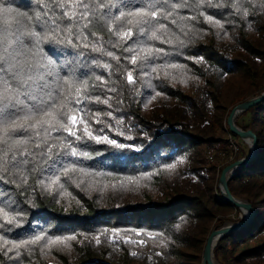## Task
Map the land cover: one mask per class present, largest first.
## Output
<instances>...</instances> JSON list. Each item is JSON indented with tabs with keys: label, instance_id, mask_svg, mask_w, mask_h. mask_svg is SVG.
Returning a JSON list of instances; mask_svg holds the SVG:
<instances>
[{
	"label": "trees",
	"instance_id": "1",
	"mask_svg": "<svg viewBox=\"0 0 264 264\" xmlns=\"http://www.w3.org/2000/svg\"><path fill=\"white\" fill-rule=\"evenodd\" d=\"M70 2L42 0L40 6ZM176 2L181 7L170 8V16L157 17L165 25L159 39L138 36L134 29L127 44L121 40L115 47L106 44L102 53L83 49V54L80 48L47 40L41 44L45 54L50 48L60 51L59 64L75 67L77 77L84 71L89 82L100 83L95 77L101 76L104 90L92 93L101 100L88 103L86 116L73 113L78 121L73 130L81 139L53 133L69 145V153L75 148L77 156L65 155L63 144L50 140L58 144L59 155L41 167L55 160L63 167L55 165L51 176L39 168L25 169L19 176L13 170L0 181V207L10 199L14 211H5L16 218L9 226L0 214L5 225L0 228V264H203L212 231L242 221L240 211L225 202L219 190L227 165L211 164L209 157L218 154L219 159L227 152L232 110L264 92V0ZM4 4L14 14H0V24H14L40 10L37 0ZM208 15L211 21L205 20ZM91 30L95 35L90 47L97 38L101 44L117 41L106 30ZM136 41L163 51L142 63L145 53L124 50L136 47ZM93 56L112 68L95 63L83 67ZM170 64L179 67H167ZM128 71L133 73L131 84ZM236 125L254 132L259 151L228 186L233 196L251 204L255 216L250 225L222 239L214 257L218 264H264V101L242 114ZM86 126L94 136L123 147L89 138ZM84 152L88 155H81ZM21 176H27V183L20 182ZM36 236L42 237L36 244L7 251ZM73 236L76 239H65ZM56 238L64 243H47Z\"/></svg>",
	"mask_w": 264,
	"mask_h": 264
},
{
	"label": "snow or ice",
	"instance_id": "2",
	"mask_svg": "<svg viewBox=\"0 0 264 264\" xmlns=\"http://www.w3.org/2000/svg\"><path fill=\"white\" fill-rule=\"evenodd\" d=\"M28 3L30 5L31 0H28ZM41 3L42 0H37L40 10L34 16L17 19L14 24L7 21L0 24V181L13 174V170H16L15 175L19 176L25 169L30 172L39 168L51 176L55 165L63 167L61 160L53 161L47 168L41 167L47 160H51L53 155H59L55 151L58 144L49 143L50 140H59L63 144L65 155L77 156L75 148H71L69 153V145L61 138L53 136V133L66 132L77 140L81 139L73 130V126L78 122L73 113H83L86 116L88 103L101 100L100 95L93 96L92 93L104 90L103 78L95 77V81L100 83L89 82L88 73L84 71L77 77L75 67L59 64L61 52L56 48H50L45 54L41 48L45 40L50 44L80 48V54H83V49L102 53L106 44L115 47L121 40L127 44L133 39L134 29L138 36H148L151 40L159 39L162 35L160 29L165 28V25L160 23L157 17L166 18L171 15L170 8L181 7L176 0H137L135 4L129 0H71L70 3L47 4L43 7L40 6ZM0 14L5 17L14 14L11 7L5 6L4 0H0ZM244 15H247L246 11ZM205 20L211 21L212 16H205ZM30 21H34V24ZM216 24L219 25V21H216ZM92 28L114 34L117 41L113 43L109 39L101 44L97 38L90 47V38L95 35ZM135 43L136 47L129 45L124 50L145 53L140 57L142 63L155 59L163 51L143 46L139 41ZM106 54L119 61L113 52L107 51ZM131 62L133 65L138 63L137 55L131 57ZM72 63L75 64V61ZM90 63L105 69L112 68L111 64L101 63L94 56L83 62V67H88ZM167 67L175 69L179 66L170 64ZM152 71L156 72L157 67H153ZM167 75L169 74L165 72V76ZM127 82L133 83L132 71L127 73ZM108 91L115 89L110 88ZM73 92L75 97L71 95ZM155 95L160 93L156 92ZM103 102L107 103V100ZM84 132L97 142L103 139L116 147H123L115 140L94 136L87 126ZM29 144H33L34 148L30 149ZM81 155L87 156L88 153ZM67 172L68 169H65V175ZM59 179L60 177L56 176V180ZM20 182L27 183V176H21ZM5 207L14 211L10 199L5 203ZM5 207H0V214L7 225H13L16 218L10 216ZM4 226L0 224V228ZM41 239L42 237L36 236L32 240L14 243L7 251L36 244ZM65 239L74 240L76 237ZM96 242L100 243L98 238ZM7 243L8 241H5V244ZM47 243H64V240L56 238L48 240ZM16 255H19V252Z\"/></svg>",
	"mask_w": 264,
	"mask_h": 264
},
{
	"label": "water",
	"instance_id": "3",
	"mask_svg": "<svg viewBox=\"0 0 264 264\" xmlns=\"http://www.w3.org/2000/svg\"><path fill=\"white\" fill-rule=\"evenodd\" d=\"M263 101H264V92L256 97L250 98L245 102L237 105L232 110L228 118V126L231 133L238 136L240 139H242L250 146V154L249 156H246L243 159L238 160L237 162L231 164L230 166L226 167L223 170L219 182V187L221 190L223 200L235 206L237 209H239L243 213L244 217H242L241 222L225 223L224 226L220 228H216L212 231L204 249L203 264H218V262L215 260L214 257V250L218 245V243L225 237L237 231H240L243 228L250 225V223L252 222L255 216V210L251 206V204H249V202H247L246 200H242L233 196L229 190L228 183L229 180L234 175H236L242 169L246 168L249 163H251L253 160L256 159L259 151L257 136L251 130L244 131L240 129L235 123L236 119L241 114L247 112L250 108L262 103ZM229 173H232L230 178H228Z\"/></svg>",
	"mask_w": 264,
	"mask_h": 264
},
{
	"label": "rangeland",
	"instance_id": "4",
	"mask_svg": "<svg viewBox=\"0 0 264 264\" xmlns=\"http://www.w3.org/2000/svg\"><path fill=\"white\" fill-rule=\"evenodd\" d=\"M253 98V97H252ZM251 109V108H250ZM249 109V110H250ZM248 110V111H249ZM247 111V112H248ZM246 113V112H245ZM244 114V113H243ZM242 115V114H241ZM240 115V116H241ZM239 116V117H240ZM238 117V118H239ZM237 118V119H238ZM236 119V120H237ZM236 123V122H235ZM227 126H228V121H227ZM240 128V127H239ZM228 129H229V126H228ZM241 129V128H240ZM243 130V129H242ZM225 138L227 139V141H228V149H227V152H223V153H227V159L226 160H224V157H221V155H219L220 156V158L219 159H217V155L218 154H216V156H210L209 157V162L211 163V164H213V163H220V164H222V165H227L226 167H228V166H230L231 164H233V163H235V162H237L238 160H240V159H243L244 157H246V156H249V154H250V146L246 143V142H244L242 139H240L238 136H236V135H234V134H232L231 133V131H230V129H229V131H228V133H226V135H225ZM232 146H233V148H232ZM230 152V153H229ZM222 154V153H221ZM222 156H224V154L222 155ZM231 174L232 173H229L228 174V178H230L231 177ZM235 176V175H234ZM233 176V177H234ZM232 177V178H233ZM231 178V179H232ZM230 179V180H231ZM229 180V181H230ZM220 182V181H219ZM219 190H220V187H219ZM220 192H221V190H220ZM222 195V194H221ZM239 210V209H238ZM240 211V210H239ZM230 216L233 218V217H235L236 215H235V210L234 211H232L231 212V214H230ZM239 217L242 219V217H244V215H243V213L240 211V214H239ZM227 223H233V222H227ZM222 226H224V224L223 225H219V226H217L216 228H220V227H222ZM215 228V229H216Z\"/></svg>",
	"mask_w": 264,
	"mask_h": 264
},
{
	"label": "built area",
	"instance_id": "5",
	"mask_svg": "<svg viewBox=\"0 0 264 264\" xmlns=\"http://www.w3.org/2000/svg\"><path fill=\"white\" fill-rule=\"evenodd\" d=\"M229 153H230V152H229ZM223 154H224V156L227 155V153H222V154H221V157H224V156H222Z\"/></svg>",
	"mask_w": 264,
	"mask_h": 264
},
{
	"label": "bare ground",
	"instance_id": "6",
	"mask_svg": "<svg viewBox=\"0 0 264 264\" xmlns=\"http://www.w3.org/2000/svg\"><path fill=\"white\" fill-rule=\"evenodd\" d=\"M232 148H233V146H232ZM226 159H227V155L224 156V160H226Z\"/></svg>",
	"mask_w": 264,
	"mask_h": 264
}]
</instances>
